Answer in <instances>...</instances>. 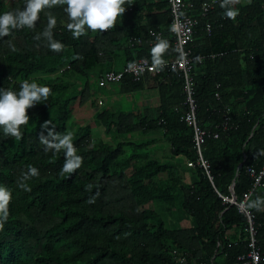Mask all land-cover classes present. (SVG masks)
<instances>
[{
	"label": "trees",
	"instance_id": "1",
	"mask_svg": "<svg viewBox=\"0 0 264 264\" xmlns=\"http://www.w3.org/2000/svg\"><path fill=\"white\" fill-rule=\"evenodd\" d=\"M133 1L113 30L89 31L79 39L68 31L63 7L49 10L57 18L54 39L65 45L60 53L43 38L34 39L46 27L47 13L35 30L0 38V88L19 91L27 79L52 89L46 103L28 109L21 140L0 130V185L12 192L9 219L0 231V264H236L250 249L246 217L226 198L233 183L240 201L252 186L248 168L257 172L264 162V156L255 158L264 149V0L240 6L235 20L223 18L224 9L215 6L207 19L219 27L205 36L199 24L189 43L193 54L224 52L192 69V105L206 132L201 152L211 180L195 161L191 124L180 118L190 106L177 71L139 80L125 73L98 83L111 69L102 62L119 51L123 65L151 60L150 42L156 41L150 30L168 40L164 58L175 55L171 35L162 28L169 21L166 0H154L157 15L150 0ZM185 1L196 8L199 0ZM25 2L0 0V14L22 10ZM144 9L145 24L138 26L135 14ZM130 37L142 41L129 47ZM146 80L156 91L154 104L148 99L122 110L116 103L104 105L99 95L105 89L132 96L144 91ZM46 121L57 133L73 132L83 164L69 178L60 175L63 151L45 152L40 142ZM180 156L193 166L181 165ZM29 166L40 174L27 182L31 191H24L18 181ZM257 196H264V184L248 199ZM249 211L254 244L264 259V212ZM183 218L189 225H180Z\"/></svg>",
	"mask_w": 264,
	"mask_h": 264
},
{
	"label": "clouds",
	"instance_id": "2",
	"mask_svg": "<svg viewBox=\"0 0 264 264\" xmlns=\"http://www.w3.org/2000/svg\"><path fill=\"white\" fill-rule=\"evenodd\" d=\"M184 2L186 6L189 5L185 0ZM246 3L250 4L251 0H213L212 1V4L214 6H218L219 8L224 9V13L222 17L230 20L236 19V17L239 15L238 8L240 6L245 5ZM130 5H131V0H26L22 10L15 9L0 14V38L9 37L16 30H22V29L35 30L38 22L40 21L41 14L47 13L46 27L42 32L37 33L34 36V39L39 41L43 38L47 42V47L50 48L51 51L60 53L64 51L65 45L60 41L54 39V29L57 27V18L54 15H52L51 11L49 10L56 7H63V10L66 13L68 20L66 27L68 31L71 32L72 37L74 39H79L80 37L86 35L89 31L100 32L101 34H103L104 32H109L113 30L116 27L119 18L123 16V14L125 13L127 6ZM236 5L238 6V8L235 7ZM167 9H168V5H167ZM187 14L190 13L188 12ZM192 17L197 20L196 27L199 24H201L203 33L206 36L211 35L213 27L215 25H216L215 27H219L218 24L214 25L211 21H209L206 15L204 16L201 15L200 17H195V16ZM170 23H171V18L169 14V21L167 24H168L169 33L171 35L172 48H173V38H172V33L170 31ZM206 23H209L211 26V30L209 34H207L204 29ZM196 27H195V32H196ZM156 32H159L160 36L159 35L154 36L156 43L150 50L151 60L144 57L149 61H151L152 69H154L155 71H160V73L153 76L158 77V75H160L163 71L175 70L177 71V75L182 79L183 82V78L177 69L166 67L168 63L167 60H170L171 58L176 56L174 48H173V52L175 53V55L164 58L169 53L170 45L168 40L162 38L161 31H156ZM195 32L193 33V35L195 34ZM153 34L155 35V33ZM133 38L134 37L132 38L130 37L127 39L128 46H129V40H132ZM134 45H138V44H134ZM187 47L189 48L190 53L192 55L216 54L215 57L205 58L204 60L215 59L216 57H219L222 54H224V52H219V53L207 52L203 54L200 53L193 54L191 47H189V44L187 45ZM195 59L197 61H200L202 58L196 57ZM180 60L181 61L185 60V56L183 54H181ZM195 64H200V63H193V66ZM122 68L120 70H122ZM192 69L190 70L191 78H192ZM120 70H116V71H120ZM128 70L132 71L134 74H136L139 77V75L144 71V68L132 62L128 64ZM148 76H152V75L148 74ZM144 77L145 76H143L141 79H143ZM159 78L162 79V77ZM146 81L145 84L147 83ZM51 93H52V89L50 87L42 86L38 84L36 81L30 82L27 79H25L20 84L19 91L0 88V130H2L4 136L14 138L15 140H21L23 138V133L21 129L27 126L30 122L28 109L35 107L37 104L46 103ZM180 118H182V116ZM49 124L50 121H46L42 125V128L47 131V135L41 132L39 136L40 142L45 146V152L52 151L54 153H59L63 151L64 163L60 170V175L62 176L67 175V177L69 178L71 177L72 174H74L78 169L82 167L83 157L77 154V148L73 143V132L68 131L65 134L57 133L54 128L49 127ZM192 148L196 155L195 161L198 164L197 153L193 145V140H192ZM258 156H264V149L259 150L255 154V158ZM184 162L188 166H193L194 164L192 160L184 159ZM39 174H40L39 170L36 167L29 166L27 172L23 173L20 180L18 181V187H20L24 191H31V188L27 182L34 177H38ZM91 189H92L91 184L86 186L87 191H91ZM230 198H232V194ZM233 199H235V196ZM11 201H12L11 190H9L6 186L0 185V231L4 229V226L9 219ZM88 202L94 203L95 198L90 197ZM240 208L244 211L255 210L257 212H264V196H257L255 199L249 198L246 200V202L240 205Z\"/></svg>",
	"mask_w": 264,
	"mask_h": 264
},
{
	"label": "built area",
	"instance_id": "3",
	"mask_svg": "<svg viewBox=\"0 0 264 264\" xmlns=\"http://www.w3.org/2000/svg\"><path fill=\"white\" fill-rule=\"evenodd\" d=\"M167 5H168L170 18H171L170 31L172 33L173 48L176 53V56L171 58L170 60H167L168 63L166 67L177 69L183 78V82H184L183 89L186 92L188 105L190 107L184 113L182 118L186 122L190 123L192 126V140H193L195 151L197 153V162L204 169L206 175L208 176V179L211 180V176L209 175V171H208V163L201 154V146L204 143L206 132L205 130L200 128L195 118L196 117L195 110L192 105L193 99L191 97L192 78L190 75V70L192 69L193 63H201L205 58L215 57L216 54L192 55L187 45L191 41L193 33L195 32L197 20L193 18L190 14H187L189 10L187 9V6L184 0H167ZM201 7L203 10L201 15L204 16L207 10V7L204 3L201 5ZM204 29L206 33L209 34L211 30L210 24L206 23ZM153 33H155V35ZM149 35L151 36L159 35L160 36V33L150 31ZM141 41L142 40L140 37H134L132 40H129V46H133L134 44H139ZM181 54L185 56L184 61L180 60ZM196 57H200L202 59L200 61H197L195 59ZM132 62L144 68V71L139 75V77L136 74H134L132 71L128 70V64ZM125 73L131 74L132 79L139 80L145 74L146 75L149 74L153 76V75L160 73V71H155L154 69H152L151 61L142 57V58H138L133 61L125 62L122 70L120 71H116L113 69H109L105 71L103 73V76L99 77L98 83L99 85H104L107 82L117 81L121 79ZM217 87H218V84H217ZM215 97L218 98L217 93H215ZM227 120H228V116H225L224 120L221 122V125H220V128L222 130H225L227 128ZM212 136L217 137V133H213ZM248 174L253 180L252 186L250 189H248L247 193L243 195V198L240 201H236L233 198H226L228 202L235 204L238 207V210L244 213L246 220H247V224H248L250 249L247 250L246 253L241 254L237 257L236 264H264L263 263L264 259L260 255L259 251L257 250L254 244L255 239H254V230H253V225H252L253 220H252L251 213L249 210L244 211L240 208V205L246 202L248 197L251 195L253 189L257 187L258 185L264 184V162L262 163L261 168L257 172L254 168L249 167Z\"/></svg>",
	"mask_w": 264,
	"mask_h": 264
},
{
	"label": "rangeland",
	"instance_id": "4",
	"mask_svg": "<svg viewBox=\"0 0 264 264\" xmlns=\"http://www.w3.org/2000/svg\"><path fill=\"white\" fill-rule=\"evenodd\" d=\"M117 55H110V60L109 62H107V64H111L112 67H114V70H116V68H118V65H120L121 62H119V60L121 59V51H119L118 53H116ZM121 69V68H120ZM118 69V70H120ZM90 81L92 83H95L96 79H97V75L94 73L91 74L90 76ZM147 82V81H146ZM94 86V85H93ZM113 89V85L110 86ZM151 91L149 93H156V91L154 89H150ZM153 91V92H152ZM102 93L99 94L102 96V100L104 102V105L106 106H110L112 103H116V105L122 109V110H129V108L133 107L135 105H146L145 102H143L142 100V91L139 92H134L132 94V96H122V95H118L116 93H109L108 91H106L105 89L101 91ZM146 94V93H145ZM144 94V95H145ZM143 95V96H144ZM156 95V94H155ZM155 103V100L153 101V104ZM178 160L180 161V163L183 160V157L180 156L178 157ZM182 165V164H181ZM176 219V218H175ZM174 220V219H173ZM175 221V220H174ZM172 224V223H170ZM180 225L184 226V225H189V219L188 218H183L180 221ZM218 261L221 262L222 261V257L218 258Z\"/></svg>",
	"mask_w": 264,
	"mask_h": 264
},
{
	"label": "crops",
	"instance_id": "5",
	"mask_svg": "<svg viewBox=\"0 0 264 264\" xmlns=\"http://www.w3.org/2000/svg\"><path fill=\"white\" fill-rule=\"evenodd\" d=\"M134 1H136V0H134ZM133 1V2H134ZM212 1L213 0H199L198 2H197V5L195 6L196 8H194V5L193 4H196L195 2H191L189 5H187L188 6V9H189V13L192 15V16H195V17H200L201 16V13H202V7H201V5L204 3L205 5H206V7H207V10H206V12H205V15L206 16H208L209 15V13H211L214 9H215V6L212 4ZM149 2V4H151L152 5V8H151V11L154 13V15H157V14H160L159 13V11H158V13H157V11H155L154 10V6H155V4H154V0H150V1H148ZM154 4V5H153ZM236 8H238V6L236 5L235 6ZM127 9H128V7H127ZM239 9V8H238ZM127 11H129V9L127 10ZM161 11H163V9L161 10ZM142 12H144V13H142ZM146 10L144 9V11H137L136 12V14L135 15H137V18L139 17V23H135L136 25H140V26H142V25H144L145 24V20H146V18L144 17L145 15H146ZM156 18L158 19V17L157 16H154V19L156 20ZM132 23H134L133 21H131ZM162 28H165V29H168V24H167V22L165 23V24H163V27ZM151 31V30H150ZM169 31V30H168ZM206 36V35H205ZM132 38V37H131ZM156 42H150V45H154ZM124 44H125V41H124ZM122 58H123V56L121 57V59L119 60V62H121L120 63V65H118V68H116L117 70L118 69H120V68H122V66H123V62H122ZM107 62H109V60L108 59H106L105 58V62H102V66L105 68V69H107V68H113L114 69V67H112L111 66V64L109 65V64H107ZM104 68H102V69H104ZM152 87V85H150V82H147L146 84H145V88L143 89L144 91H142V93H143V95H142V100H143V102H145L146 103V100H155L157 97H156V93H154L153 91V93H149L151 90H150V88ZM152 89V88H151ZM156 94V95H155ZM184 159V158H183ZM184 163V160H182V162H181V164H183Z\"/></svg>",
	"mask_w": 264,
	"mask_h": 264
},
{
	"label": "water",
	"instance_id": "6",
	"mask_svg": "<svg viewBox=\"0 0 264 264\" xmlns=\"http://www.w3.org/2000/svg\"><path fill=\"white\" fill-rule=\"evenodd\" d=\"M229 189H230V192L232 194V198H234V195H233V183H231Z\"/></svg>",
	"mask_w": 264,
	"mask_h": 264
}]
</instances>
